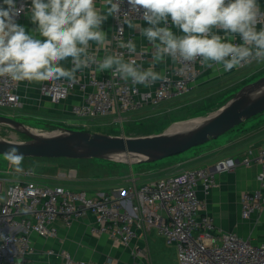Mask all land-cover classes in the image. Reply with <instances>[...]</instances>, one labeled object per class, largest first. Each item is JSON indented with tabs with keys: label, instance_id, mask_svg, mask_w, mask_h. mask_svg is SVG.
I'll use <instances>...</instances> for the list:
<instances>
[{
	"label": "built area",
	"instance_id": "1",
	"mask_svg": "<svg viewBox=\"0 0 264 264\" xmlns=\"http://www.w3.org/2000/svg\"><path fill=\"white\" fill-rule=\"evenodd\" d=\"M27 4L30 6V0ZM125 13L133 20L142 18L128 12L127 0H122L119 16L113 17L112 50L123 53L128 60L127 50L117 47L118 40L135 39L134 33L122 23ZM24 15L16 22L20 24ZM260 27H264V16L257 23V28ZM234 43H241L239 37ZM131 58L141 65L136 55ZM200 73L199 60L187 62L180 58L172 61L163 79L148 87L115 77L111 71L100 77L92 73V89L72 106L71 112L83 118L113 116L115 121H123L129 113L186 94L195 86ZM77 88L86 89L85 82L78 77L71 82L45 81L41 87L54 103L66 100ZM22 102L19 82L0 78V109H16ZM240 161L246 166L256 162L264 166V141L256 151L248 149ZM238 163L233 156L225 157L140 185L133 180L128 185L97 192L72 190L61 184L46 185L33 178L10 176V172L0 177V264H24L35 251L34 236H55L60 221L71 225L86 212L95 216L92 232L108 234L117 244L130 243L138 234L157 230L168 245L177 249L179 264H264V244L257 245L234 231L222 230L206 212L204 199L198 195L199 188L209 192L219 184V175ZM257 180V189L241 194L243 219L264 210V168L257 174ZM45 253L63 257L65 264H89L75 260L64 250L50 249ZM134 264L151 262L134 261Z\"/></svg>",
	"mask_w": 264,
	"mask_h": 264
},
{
	"label": "clouds",
	"instance_id": "2",
	"mask_svg": "<svg viewBox=\"0 0 264 264\" xmlns=\"http://www.w3.org/2000/svg\"><path fill=\"white\" fill-rule=\"evenodd\" d=\"M122 0H2L0 2V78L15 82L75 81L76 73L95 65V71L112 75L132 84L163 79L155 65L166 57L195 62L204 68H239L252 61L264 62V27L257 29L258 0H127L128 12L137 13L148 26L134 23L125 13L122 23L139 31L151 46L152 60L147 69L131 55L149 54L148 47L132 39L117 41L124 54L110 51L112 41L103 30L111 16L117 18ZM125 2V0H123ZM99 5V6H97ZM27 15L35 27L26 30L17 18ZM176 28L178 31H173ZM220 33H223L222 35ZM239 37L241 43H234ZM103 49L99 59L93 50ZM70 59L71 68L62 62ZM5 159L21 171L23 159L16 148Z\"/></svg>",
	"mask_w": 264,
	"mask_h": 264
},
{
	"label": "crops",
	"instance_id": "3",
	"mask_svg": "<svg viewBox=\"0 0 264 264\" xmlns=\"http://www.w3.org/2000/svg\"><path fill=\"white\" fill-rule=\"evenodd\" d=\"M260 9L264 10V0H258ZM99 6V5H97ZM134 23L147 27V22L143 20H133ZM20 24L26 30H32L35 25L30 18L24 15ZM259 30V28H257ZM103 30L108 33V39L112 41L114 32L113 17H109L103 24ZM127 30L134 33V42L137 46V53L141 47H148L149 54L137 56L140 64L147 69L152 60L151 46L149 42L140 36L138 29ZM173 31H178L173 28ZM221 35L223 33H220ZM93 50L97 52L99 59L105 55L103 49ZM110 51L112 46L110 45ZM173 59L166 57L163 62L155 65V71L162 76L172 65ZM66 68H71L70 59L62 62ZM264 70V62H253L247 67L233 68L224 71L222 67L204 68L201 66V73L195 86L186 94L165 101L155 106H146L138 111L129 113L128 116L150 115L157 108H166V111L181 105H198L200 108H220L222 104L233 97L235 92L243 86L247 78L253 72ZM108 71L97 72L95 65L78 71L76 76L86 84V89L77 88L69 97L61 102L54 103L50 97L42 91V84L45 82H19V90L23 95L22 105L16 109H5L9 116L19 119L24 124L32 122L35 126L29 127L39 132L47 125L56 126L65 120L68 125V117L73 116L71 108L80 102L86 91L92 89L90 76L96 73L99 77L106 75ZM213 106V107H212ZM150 107H154L150 109ZM152 110V112H150ZM193 110V109H192ZM160 113V110H155ZM162 112V111H161ZM147 113V114H145ZM102 117H92L96 119ZM126 119V120H127ZM125 120V121H126ZM29 124V123H28ZM32 124V126H33ZM43 124L44 126L38 125ZM31 125V124H30ZM161 130L154 134L166 131ZM229 133V134H228ZM223 139H214L211 142L190 149L184 153L177 154L165 160L151 163L127 162L124 158H100L107 161L102 163L89 159H74L82 161L78 166L80 169L78 188L88 189L91 192L110 191L112 188L128 185L135 180L137 184H143L158 178L177 174L183 170L197 166H204L216 162L222 158L233 156L239 163L230 171L222 172L219 175V184L209 192L199 188L198 195L204 199L206 212L213 216L214 222L224 231H234L244 238H248L254 244H264V210L254 213L251 218L243 219L241 216V194L244 191L255 190L259 187L257 174L263 170L260 163H253L250 166L242 164L241 158L246 151L253 148L256 151L264 141V113L245 120L240 125L223 135ZM221 135V136H223ZM16 174L12 171L11 176ZM153 176H156L154 179ZM37 180V179H35ZM38 181V180H37ZM96 225L95 216L86 212L80 217H76L71 225L59 222L58 233L55 236H34L35 251L30 254L24 264H65L63 257L48 255L45 251L53 249L55 251H67L75 260H84L89 264H131L117 251L118 244L108 234L96 235L92 232V227ZM114 258H118L117 261Z\"/></svg>",
	"mask_w": 264,
	"mask_h": 264
},
{
	"label": "water",
	"instance_id": "4",
	"mask_svg": "<svg viewBox=\"0 0 264 264\" xmlns=\"http://www.w3.org/2000/svg\"><path fill=\"white\" fill-rule=\"evenodd\" d=\"M262 113L264 76L244 85L214 112L176 123L164 132L151 135H113L64 127L38 134L22 121L0 114V124L9 125L29 138L26 141H12L0 137V154L16 148L23 157L89 159L125 155L127 162L149 163L217 139L245 120Z\"/></svg>",
	"mask_w": 264,
	"mask_h": 264
},
{
	"label": "rangeland",
	"instance_id": "5",
	"mask_svg": "<svg viewBox=\"0 0 264 264\" xmlns=\"http://www.w3.org/2000/svg\"><path fill=\"white\" fill-rule=\"evenodd\" d=\"M262 76H264V70L253 72L252 75L246 79L243 86L259 79ZM243 86H241L235 93H237ZM153 108L154 107H150V109ZM217 109L218 108L216 107L200 108V106L193 104L190 106L181 105L168 111H166V108L163 107L155 109L160 110V113H157L155 110L152 112L151 110L150 112L152 113H150V115H144L142 117H138L139 115H136V117L135 115L132 117L128 116V119L125 118L123 121H115L113 116L90 119L73 115L68 117V125L64 123L65 120L63 119L60 120L61 122L56 124V126L47 125L44 127L43 131L60 130V127H64L73 130H89L92 132L98 131L113 135L125 134L127 136H144L154 134L161 130H168L176 123H184V121L206 116ZM0 114L9 116L10 113L5 109H0ZM32 124V122H27L26 125L28 127L35 128V125L33 124L32 126ZM38 125L44 126L43 124ZM32 130L39 132L35 129ZM228 134L220 136L218 139H223L228 136ZM0 137L12 141H26L29 139L24 133L5 124H0ZM211 141L212 140L209 142ZM170 157L172 156L167 158ZM94 160L107 163L106 160L100 158H95ZM81 162L82 161L80 160H74L70 158L23 157L21 164L19 165L21 171H16V166L5 159V154H0V177H5L13 171L16 174L12 175H20V177L37 179L40 183L46 185L54 186L61 184L72 190H88L84 188H78V180L80 176V169L78 166L81 164ZM155 162L149 163L153 164ZM9 175L11 176V174ZM155 177L156 176L148 178V180L154 179ZM117 251L131 264H134V261H149L151 264H179L177 249L174 246L168 245L165 239L157 232V230L147 232L146 234H138L131 239L130 243L118 244ZM117 259L118 258H114L115 261H117Z\"/></svg>",
	"mask_w": 264,
	"mask_h": 264
},
{
	"label": "bare ground",
	"instance_id": "6",
	"mask_svg": "<svg viewBox=\"0 0 264 264\" xmlns=\"http://www.w3.org/2000/svg\"><path fill=\"white\" fill-rule=\"evenodd\" d=\"M33 131V130H32ZM33 132H35V131H33ZM47 131H44V132H35V133H38V134H40V133H46ZM116 158H125V155H116L115 156Z\"/></svg>",
	"mask_w": 264,
	"mask_h": 264
}]
</instances>
